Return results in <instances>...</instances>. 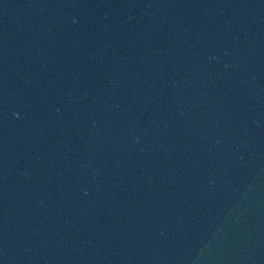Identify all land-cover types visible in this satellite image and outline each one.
<instances>
[{"label":"water","instance_id":"obj_1","mask_svg":"<svg viewBox=\"0 0 264 264\" xmlns=\"http://www.w3.org/2000/svg\"><path fill=\"white\" fill-rule=\"evenodd\" d=\"M0 264H264V117L0 44Z\"/></svg>","mask_w":264,"mask_h":264}]
</instances>
